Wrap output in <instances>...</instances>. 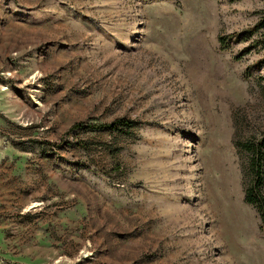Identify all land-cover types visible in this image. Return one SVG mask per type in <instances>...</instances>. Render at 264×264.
Masks as SVG:
<instances>
[{"label": "rangeland", "instance_id": "374dc122", "mask_svg": "<svg viewBox=\"0 0 264 264\" xmlns=\"http://www.w3.org/2000/svg\"><path fill=\"white\" fill-rule=\"evenodd\" d=\"M263 3L0 0V264H264Z\"/></svg>", "mask_w": 264, "mask_h": 264}, {"label": "trees", "instance_id": "16d2710c", "mask_svg": "<svg viewBox=\"0 0 264 264\" xmlns=\"http://www.w3.org/2000/svg\"><path fill=\"white\" fill-rule=\"evenodd\" d=\"M264 1V0H263ZM259 17H257V21L254 23L252 27H247L245 29L240 30L239 32H233L231 36L234 37L237 41L250 39L251 43L247 44L244 47L245 51H248L251 47L255 46V44L262 43L264 46V3L263 7L258 11ZM258 34L257 38H254V35ZM77 127L81 126H91V127H104V128H113L122 130L124 127H132L133 121L128 118H115L108 123L99 122L95 125L86 124V123H75ZM243 151L247 152L249 170L252 173V180L249 183L250 185L247 187L243 194L244 200L248 203H252L256 206L257 211H259L262 215V221L264 222V192L262 190V180L263 176V166H264V131L261 132L258 137H252L250 139H246L244 141V149Z\"/></svg>", "mask_w": 264, "mask_h": 264}]
</instances>
